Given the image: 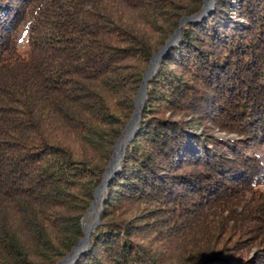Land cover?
Returning a JSON list of instances; mask_svg holds the SVG:
<instances>
[{
	"label": "trees",
	"instance_id": "trees-1",
	"mask_svg": "<svg viewBox=\"0 0 264 264\" xmlns=\"http://www.w3.org/2000/svg\"><path fill=\"white\" fill-rule=\"evenodd\" d=\"M203 3L0 0V264H56L84 236L152 56ZM139 126L71 264H264L247 255L264 220L239 198L264 182L249 152L264 142V0H216L182 26Z\"/></svg>",
	"mask_w": 264,
	"mask_h": 264
},
{
	"label": "water",
	"instance_id": "water-1",
	"mask_svg": "<svg viewBox=\"0 0 264 264\" xmlns=\"http://www.w3.org/2000/svg\"><path fill=\"white\" fill-rule=\"evenodd\" d=\"M216 0H204L203 7L197 14L191 15V16H185L183 17L180 22L178 28L174 31V33L167 39L166 43L159 48L158 52L153 55L151 59V63L149 67L146 69L145 74L143 76V81L140 85V88L138 90V93L134 99V112L130 118V121L127 123L125 129L122 131V136L125 134L135 123V128L128 134L124 141L123 148L119 151V147L122 143V136L117 140L115 145V152L116 156H112L106 172L104 173V178L102 183L96 188L94 193V201L92 203V207L90 210L86 213L85 217L83 218V231H84V237L80 239V241L73 246L72 250L61 260H59L56 264H69L73 261H75L81 253L86 251L90 246V237L92 232L96 229V227L100 223V212H101V205H99V202L104 199L105 192L108 187L109 180L115 175L119 167L121 166V160L123 155L125 154L130 142L133 140L137 132L140 128V121H141V112L143 110V107L147 100V93H148V82L149 80L154 76V66L155 68L158 67V64L162 57L166 54V52L169 50L171 46L176 45L179 43L181 39V28L184 24L192 21H200L204 16H206L211 10L215 7ZM94 210L95 212V219L88 227L85 224V220L89 213ZM79 248V251L77 254L73 255V252L75 249Z\"/></svg>",
	"mask_w": 264,
	"mask_h": 264
},
{
	"label": "rangeland",
	"instance_id": "rangeland-1",
	"mask_svg": "<svg viewBox=\"0 0 264 264\" xmlns=\"http://www.w3.org/2000/svg\"><path fill=\"white\" fill-rule=\"evenodd\" d=\"M200 12V11H199ZM185 17V16H184ZM183 18V17H182ZM181 18V19H182ZM180 19V20H181ZM180 22V21H179ZM23 40H22V38H21V44H20V48H22V49H25V48H27V44L25 43V45L23 44V42H22ZM167 41V40H166ZM166 43V42H165ZM163 46V45H162ZM161 46V47H162ZM159 50V49H158ZM158 50H157V52H158ZM156 52V53H157ZM155 53V54H156ZM154 54V55H155ZM153 57V56H152ZM152 59V58H151ZM161 61V60H160ZM150 63H151V60H150ZM150 63H149V65H150ZM159 64H160V62H159ZM159 64H158V66H159ZM149 67V66H148ZM147 67V68H148ZM157 69V67L155 68V70ZM155 70H154V75H155ZM146 71V70H145ZM144 74H145V72H144ZM144 74H143V76H144ZM142 81H143V79H142ZM142 83V82H141ZM141 85V84H140ZM139 88H140V86H139ZM139 88H138V90H139ZM138 90H137V93H138ZM137 93H136V95H137ZM136 95H135V97H136ZM147 97H148V93H147ZM135 99V98H134ZM134 109H135V107H134ZM133 112H134V110H133ZM142 113V112H141ZM133 114V113H132ZM132 116V115H131ZM131 118V117H130ZM129 121H130V119H129ZM128 121V122H129ZM127 122V123H128ZM127 125V124H126ZM126 127V126H125ZM125 129V128H124ZM123 129V130H124ZM122 130V131H123ZM216 133L218 134V135H220V136H223L224 138H228V139H233V138H237V136H236V134H225V132H222V131H216ZM122 136V132H121V135H120V137ZM123 136H124V134H123ZM123 136H122V139H123ZM119 137V138H120ZM118 138V139H119ZM117 139V140H118ZM124 141L125 140H122V143H121V149L123 148V146H124ZM117 142V141H116ZM115 145H116V143H115ZM115 145H114V147H113V154L111 155V158H112V156H114L116 153H115ZM251 154H253V155H257V156H259L260 157V159L262 160V162L264 163V142H262L261 144H256V145H254V146H252V148H250V151H249ZM111 160V159H110ZM110 162V161H109ZM109 164V163H108ZM108 166V165H107ZM106 169H107V167H106ZM105 172H106V170H105ZM103 178H104V175H103ZM103 181V180H102ZM102 183V182H101ZM100 183V184H101ZM99 184V185H100ZM98 185V186H99ZM97 186V187H98ZM96 187V188H97ZM96 188H95V190H96ZM107 191V190H106ZM94 193H95V191H94ZM106 193V192H105ZM240 195L241 196H239V198H241V200H243L244 202H249V203H251V205L252 206H254V208H256L257 210H259L257 213H258V215L259 216H262L261 217V219H263L264 220V182H263V184H262V188L261 189H258V190H256V191H251V190H243V191H241L240 192ZM104 198H105V195H104ZM104 200V199H103ZM103 200H102V196H101V201L99 202V205H101V209H102V204H103ZM93 201H94V199H93ZM93 201H92V203H93ZM92 203H91V205H90V207H89V209L86 211V213L90 210V208L92 207ZM86 213L84 214V216H83V218L85 217V215H86ZM101 216V215H100ZM83 218H82V220H83ZM94 219H95V212H94V210H92L90 213H89V215L87 216V218H86V220H85V224L86 225H91L92 224V222L94 221ZM100 221H101V219H100ZM82 227H83V222H82ZM97 228V227H96ZM95 231V230H94ZM83 233H84V231H83ZM93 233V232H92ZM84 237V236H83ZM82 237V238H83ZM251 238H249V237H244L243 238V244L246 246L247 244H248V242L250 241V240H252V235L250 236ZM81 238V239H82ZM91 238V237H90ZM80 241V240H79ZM264 241H258V242H256V243H254V244H251V247H250V249H249V253L247 254L248 255V257L249 256H252V255H255L256 253H258L259 252V250H261V249H263V251H264V243H263ZM75 246V245H74ZM263 247V248H262ZM73 248V247H72ZM72 250V249H71ZM76 253V252H75ZM68 254V253H67ZM66 254V255H67ZM65 255V256H66ZM64 256V257H65ZM63 257V258H64ZM62 259V258H61ZM61 259H59V260H61ZM58 260V261H59ZM77 260V259H76ZM57 261V262H58ZM74 262V261H73ZM72 263V262H71ZM71 263H69V264H71Z\"/></svg>",
	"mask_w": 264,
	"mask_h": 264
},
{
	"label": "bare ground",
	"instance_id": "bare-ground-1",
	"mask_svg": "<svg viewBox=\"0 0 264 264\" xmlns=\"http://www.w3.org/2000/svg\"><path fill=\"white\" fill-rule=\"evenodd\" d=\"M154 69H155V66H154ZM133 129H134V123H133L132 127H131V128H130V129L124 134V137H123L122 140H125L126 136H127L128 134H130V132H132ZM120 150H121V146L119 147V151H120ZM115 153H116V152H115ZM114 156H116V154H115ZM87 226L90 227V225H87ZM78 251H79V248L75 249L74 252H73V255L77 254ZM75 252H76V253H75Z\"/></svg>",
	"mask_w": 264,
	"mask_h": 264
}]
</instances>
